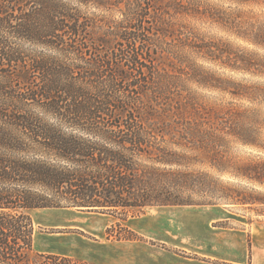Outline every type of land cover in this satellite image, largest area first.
Instances as JSON below:
<instances>
[{"label":"rangeland","instance_id":"obj_1","mask_svg":"<svg viewBox=\"0 0 264 264\" xmlns=\"http://www.w3.org/2000/svg\"><path fill=\"white\" fill-rule=\"evenodd\" d=\"M59 1L89 22L93 38L107 40L102 51L113 57L111 67L126 69V81L103 79L101 86L109 85L99 91L112 97L108 108L134 119L151 138L137 152L142 176H160L153 191L166 184L175 200L193 204L113 214L30 209L35 251L81 264L119 262L123 242L126 264H137L146 248L187 255L188 208L215 207L226 218L218 227L241 232L250 264L255 250L261 259L264 185L246 174L264 165V47L254 42L242 8L229 0ZM13 41L29 56L57 55L38 43ZM134 46L137 66L120 58L121 49ZM153 169L160 172L150 175Z\"/></svg>","mask_w":264,"mask_h":264},{"label":"trees","instance_id":"obj_2","mask_svg":"<svg viewBox=\"0 0 264 264\" xmlns=\"http://www.w3.org/2000/svg\"><path fill=\"white\" fill-rule=\"evenodd\" d=\"M229 1L242 8L254 42L264 47V38L258 40L264 0ZM89 28L59 0H0V264H81L35 251L30 209L113 214L193 204L175 200L166 184L153 191L160 176H142L137 152L151 138L134 119L108 108L113 99L99 91L109 85L101 86L103 79L126 81V69L111 67L113 57L102 51L107 40L93 38ZM17 38L57 55L29 56ZM121 50L120 58L137 66L138 47ZM130 148L135 152L126 153ZM258 166L246 176L264 185V165Z\"/></svg>","mask_w":264,"mask_h":264},{"label":"crops","instance_id":"obj_3","mask_svg":"<svg viewBox=\"0 0 264 264\" xmlns=\"http://www.w3.org/2000/svg\"><path fill=\"white\" fill-rule=\"evenodd\" d=\"M188 209L186 217L190 226L187 230L191 247L186 248V250L189 255L163 251L162 249L150 251L146 248L144 252L138 255L137 259H134L137 264H250V249L249 246L244 247L241 232L235 229L227 230L216 225L220 221L226 220L224 214L219 215L218 212L220 211L214 210L215 207H193L191 210ZM182 212L185 213V211ZM122 245L125 252L119 258V262L113 258H108L106 264L127 263L126 242H123ZM108 246L110 245H106L103 249H113V246L110 248ZM251 257V264H264V256L261 259L258 258L256 250Z\"/></svg>","mask_w":264,"mask_h":264}]
</instances>
